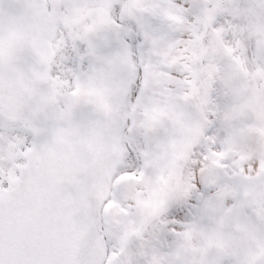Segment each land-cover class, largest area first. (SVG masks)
Masks as SVG:
<instances>
[{
	"label": "snow or ice",
	"instance_id": "1",
	"mask_svg": "<svg viewBox=\"0 0 264 264\" xmlns=\"http://www.w3.org/2000/svg\"><path fill=\"white\" fill-rule=\"evenodd\" d=\"M0 264H264V0H0Z\"/></svg>",
	"mask_w": 264,
	"mask_h": 264
}]
</instances>
